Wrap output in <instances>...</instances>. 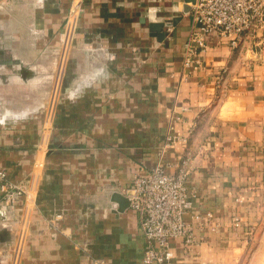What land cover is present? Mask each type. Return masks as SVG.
Segmentation results:
<instances>
[{"label":"crops","instance_id":"obj_1","mask_svg":"<svg viewBox=\"0 0 264 264\" xmlns=\"http://www.w3.org/2000/svg\"><path fill=\"white\" fill-rule=\"evenodd\" d=\"M186 4L0 0L5 70H26L32 53L30 68L62 86L49 133L43 99L36 109L19 99L0 122V171L27 193L0 199V264H145L138 216L115 194L158 163L177 173L187 157L197 242L173 239L174 263L264 264V29L237 48L211 38L186 64ZM208 213L206 226L192 218Z\"/></svg>","mask_w":264,"mask_h":264},{"label":"built area","instance_id":"obj_2","mask_svg":"<svg viewBox=\"0 0 264 264\" xmlns=\"http://www.w3.org/2000/svg\"><path fill=\"white\" fill-rule=\"evenodd\" d=\"M192 24L185 44V63L199 62V52L205 50L211 38L229 39L237 48L241 40L264 29V0H195L192 10ZM189 157L182 161L177 173H168L161 164L137 174L132 183L124 188L129 199L128 208L138 216L139 227L144 238L145 264H175L171 242L179 238L189 250L197 238L193 226L186 216L193 208V195L187 185L190 173ZM5 182L0 186V199L14 204L19 196L25 195L26 187L6 181V174L0 171ZM196 221L209 225L214 215L194 214ZM240 221L235 218V225ZM218 231V225L213 226ZM98 264H106L99 261Z\"/></svg>","mask_w":264,"mask_h":264},{"label":"rangeland","instance_id":"obj_3","mask_svg":"<svg viewBox=\"0 0 264 264\" xmlns=\"http://www.w3.org/2000/svg\"><path fill=\"white\" fill-rule=\"evenodd\" d=\"M6 8H1L0 10H5ZM6 10H9L7 8ZM4 12V11H0ZM12 14V13H11ZM14 15L18 14V10H14L13 12ZM10 27H19V24H10ZM29 44L32 46L35 45V40L34 39H28ZM62 44V43H61ZM69 45H61L60 48V57H67L68 51H69ZM65 52V53H64ZM45 59H42L44 61L45 66L49 63H51L50 56L46 57L47 55L44 54ZM7 56L5 55H0V122H8L9 114L13 115L19 113L20 111V105L24 106V104H21L19 101L28 98V102H26V108L30 109H36L38 106L41 104L35 103L33 100H45L44 104V112H45V119L43 123V127L47 128L45 130H49L51 126V117L53 110H55L57 106V100L58 96H61V88H58V90H55V84H51V77H50V72H44L43 77H39L37 72L33 69H31V65L35 63V60L38 55H34L32 53H28L27 55L23 56L25 62L27 63V68L26 70H20V69H14L13 72L5 70L6 64L4 63V60ZM47 58H49V62L47 61ZM65 60V59H64ZM34 67V66H32ZM12 75H16L15 78L12 80L10 79ZM4 79H8L9 81H4ZM4 81V82H2ZM11 82V83H10ZM22 82V83H19ZM20 99V100H19ZM24 101V100H23ZM43 102V101H42ZM24 107V109H26ZM18 111V112H17ZM35 114V113H34ZM12 125L15 118L13 119L12 117ZM47 131L46 133H49ZM43 137H47L46 135H40L39 142L41 143V139Z\"/></svg>","mask_w":264,"mask_h":264},{"label":"water","instance_id":"obj_4","mask_svg":"<svg viewBox=\"0 0 264 264\" xmlns=\"http://www.w3.org/2000/svg\"><path fill=\"white\" fill-rule=\"evenodd\" d=\"M194 2H195V0H188L189 4H186L187 6L185 7L186 8L185 10L187 13H189L192 10ZM167 25H169V23H167ZM163 26H164L163 23L154 24L153 30L161 31ZM160 37H163V36L160 35ZM115 200L120 203V211H125L126 209H128L129 199L123 193L117 192L115 194ZM3 202L4 201H2L1 203H3ZM4 236H5L4 234L0 233V245H1V240L5 239Z\"/></svg>","mask_w":264,"mask_h":264}]
</instances>
